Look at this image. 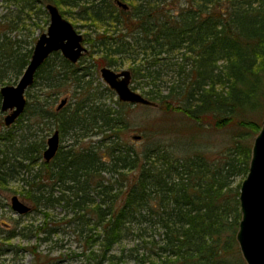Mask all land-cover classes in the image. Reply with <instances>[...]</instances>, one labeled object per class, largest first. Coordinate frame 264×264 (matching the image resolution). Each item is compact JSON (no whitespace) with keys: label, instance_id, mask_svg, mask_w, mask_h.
Returning <instances> with one entry per match:
<instances>
[{"label":"trees","instance_id":"1","mask_svg":"<svg viewBox=\"0 0 264 264\" xmlns=\"http://www.w3.org/2000/svg\"><path fill=\"white\" fill-rule=\"evenodd\" d=\"M0 3V87L16 82L26 68L36 41L32 19L47 16V3L56 5L73 26L86 28L83 55L89 62L82 66L83 55L72 63L52 52L32 84L50 88V96L71 85L70 104L58 110L30 94L15 129L0 135V188L10 180L23 183L24 198L45 219L34 232L49 239L59 225L70 227L81 244L79 255L101 247L102 253L89 254L98 256V264L114 244L130 238L138 240L129 251L139 264H246L235 239L240 184L232 185L235 177L246 176L252 147L248 138L263 123L251 117L264 105V0ZM124 65L132 81L148 82L151 89L144 96L166 112L216 129L234 126L237 131L225 151L219 156L203 149L185 152L158 145L156 137L138 149L123 142L120 134L129 128L124 108L131 104L117 99L115 110L101 101L104 90L114 92L108 86L99 91L86 77L103 66L117 70ZM168 72L177 76L170 91L154 90ZM51 123L60 138L74 140L46 162L41 157L47 139L43 131ZM56 206L64 217L55 219L48 212ZM124 258L131 257L110 255L109 264H124Z\"/></svg>","mask_w":264,"mask_h":264},{"label":"rangeland","instance_id":"2","mask_svg":"<svg viewBox=\"0 0 264 264\" xmlns=\"http://www.w3.org/2000/svg\"><path fill=\"white\" fill-rule=\"evenodd\" d=\"M177 2L178 5H184V0H177ZM1 7L2 5L0 3V15L4 12ZM43 9H45L47 16H45V14H42L41 21L38 19H32L35 20L36 24V27L32 28L33 35L36 37V39L42 32H46L49 25L48 12L46 8ZM28 21L30 22V20ZM74 28L79 33H81L82 36H84L83 34L86 29L84 26H74ZM82 43L86 47V49H88V44L84 42ZM85 55H83V58L85 57ZM83 58L81 59V61L83 60ZM175 61L176 59L173 58L172 62ZM83 62L84 63L82 64V66L86 65V62H89L88 58H84ZM121 69H128V67L127 65H124L120 68H117L116 71H119ZM89 76H87L86 79L91 80L92 85L94 87H97L99 91L104 90V87L107 86L99 73V69L96 71V73H92V75L90 77ZM176 77L177 76L174 72H168L167 75L164 74L161 77L160 81H157V87H154V90L160 89L162 93H167V91H170V84L172 82H175ZM18 80L16 82L4 85H15ZM40 82L41 81H39V83ZM43 84H46V82L44 81ZM71 87V85L66 84L62 87V92L50 96L52 92L50 88L42 87L41 85H30L26 89L24 96L26 98V101L30 99V94L32 95V97L38 96L40 101L45 102V100H48L50 101L51 106L55 108L63 98L67 100L65 105L70 104L68 96L71 95L73 91ZM130 87H133V90L142 95H144V91L151 89V86L148 85V82L144 78H137L136 82H134L132 81V76L130 80ZM116 100L117 96L115 92L112 95L109 91H103L101 101L109 104L115 110L119 109V106L115 103ZM154 102L156 103L155 106L128 103L131 105L124 108L127 119L129 121V128L125 130L123 134H120L123 142L131 144L138 149L144 146H149L156 137L157 140L155 141V143L159 142L158 145L163 144L168 148H176L178 150H184L185 152L191 151V149L193 151L203 149V151L206 152L209 156H219L225 151L228 142H230L233 136H235V132L237 131L234 126L216 129L215 127H213V125H210L207 122H203L200 125L196 124L195 122L189 121L185 117H182V115H180L179 113L166 112V110L162 109L159 106V103L157 101ZM172 103L179 104L178 100H174ZM6 113L7 111H2L0 109V135L6 134L9 129H15L13 128L16 124L15 121L9 126L4 125L3 118ZM251 119L256 122L264 121V105L262 106V111L261 107H259L258 111L253 114V117H251ZM181 127H185L186 130L182 131ZM175 128L178 129L174 131ZM34 129L37 131L39 130V128L36 127H34L32 130ZM32 130L26 131L25 133L31 134ZM54 130H56L55 125L52 123L49 124V130L47 131L44 129L43 131L47 134L46 138ZM18 131L21 132L20 130ZM163 132H165L166 134L164 135ZM134 136H138V138L134 139ZM60 137L61 136H59V147H67V145L72 144L74 140L71 136H65L62 138ZM254 137L255 136H250L248 138L251 143H253ZM95 138L97 137H92V140H95ZM84 141H86V138ZM181 146H185V148L183 149ZM42 160L44 161L43 157ZM20 175L22 176L23 173L20 172ZM23 177H26V175L24 174ZM243 179V175L235 177L232 186H235L237 183L241 184ZM22 187L23 183L21 181H14L13 183H10L7 188H0V264H98L95 260L99 259L96 258L98 256H93L90 258L89 254L90 250L93 251L96 255L102 253V250L100 249L101 247L99 245H94L93 247H91V249L84 251L83 256L79 255L82 251L81 244L77 235L72 232L70 227L59 225L57 228L58 233L52 234L49 239H42V237L44 236L43 233L34 232L35 228L43 226L45 219L43 214L33 209L32 203L24 198L23 193L26 189ZM13 190H15V192ZM12 196H17V198L22 203L30 207V210L27 213L23 214L14 212L10 206ZM48 212L52 216H55V219L64 217V211L59 206H56L53 209H48ZM70 216L71 215H68L66 218H69ZM137 242L138 240L131 238L117 242L110 250L106 252L107 259L103 260L100 264H109V261L111 259L108 258L110 255H113L114 258H117V256H122V253H124L126 256L131 257L124 258V264H139L134 258L135 253H131L129 251L135 246V244H137ZM32 250H35V253L38 254L39 261L36 260ZM141 252L142 250L139 249L138 256H140ZM87 254L88 259L86 258ZM115 261L120 262L119 259H115Z\"/></svg>","mask_w":264,"mask_h":264},{"label":"water","instance_id":"3","mask_svg":"<svg viewBox=\"0 0 264 264\" xmlns=\"http://www.w3.org/2000/svg\"><path fill=\"white\" fill-rule=\"evenodd\" d=\"M116 3L123 9L127 5L121 1ZM45 8L49 16L46 32H42L32 48L30 60L15 85L0 87V109L7 111L3 118L6 126L14 123L26 105L24 93L33 84L34 76L44 60L55 51L72 63L87 51L83 45V36L59 12L56 5L47 3ZM104 82L112 89L119 101L131 104L155 106L156 103L130 87L131 73L129 69L116 71L110 67L100 68ZM66 99L60 100L56 109H60ZM137 139L138 136H134ZM59 147V133L54 130L46 139L42 152L44 161H50ZM239 208L241 217L236 232L239 252L246 264H264V121L253 139L248 172L239 188ZM11 208L18 214L26 213L30 207L22 203L17 196L11 198Z\"/></svg>","mask_w":264,"mask_h":264},{"label":"flooded vegetation","instance_id":"4","mask_svg":"<svg viewBox=\"0 0 264 264\" xmlns=\"http://www.w3.org/2000/svg\"><path fill=\"white\" fill-rule=\"evenodd\" d=\"M78 32V31H77ZM61 54V53H60ZM62 55V54H61ZM99 73H100V68H99ZM108 86V85H107ZM112 90V89H111ZM120 102H122V101H120ZM14 181L12 180H10L9 182H8V184L10 185V183H13ZM11 206V205H10ZM13 210V209H12ZM27 213V212H26Z\"/></svg>","mask_w":264,"mask_h":264},{"label":"bare ground","instance_id":"5","mask_svg":"<svg viewBox=\"0 0 264 264\" xmlns=\"http://www.w3.org/2000/svg\"><path fill=\"white\" fill-rule=\"evenodd\" d=\"M65 104H66V103H65ZM65 104H64L63 106H65ZM63 106H62V107H63ZM146 106H147V105H146ZM62 107H61V108H62ZM55 108H57V106H56ZM61 108H60V109H61ZM58 110H59V109H58Z\"/></svg>","mask_w":264,"mask_h":264}]
</instances>
